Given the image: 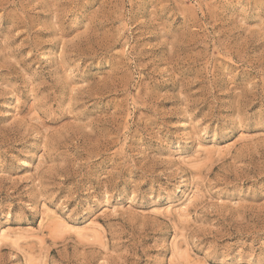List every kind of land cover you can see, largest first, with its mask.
Masks as SVG:
<instances>
[{
    "label": "rangeland",
    "instance_id": "374dc122",
    "mask_svg": "<svg viewBox=\"0 0 264 264\" xmlns=\"http://www.w3.org/2000/svg\"><path fill=\"white\" fill-rule=\"evenodd\" d=\"M0 264H264V0H0Z\"/></svg>",
    "mask_w": 264,
    "mask_h": 264
},
{
    "label": "bare ground",
    "instance_id": "6f19581e",
    "mask_svg": "<svg viewBox=\"0 0 264 264\" xmlns=\"http://www.w3.org/2000/svg\"><path fill=\"white\" fill-rule=\"evenodd\" d=\"M4 235V234H3ZM8 239V238H7Z\"/></svg>",
    "mask_w": 264,
    "mask_h": 264
}]
</instances>
